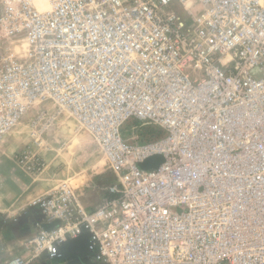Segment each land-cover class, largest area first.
<instances>
[{"label":"built area","instance_id":"built-area-1","mask_svg":"<svg viewBox=\"0 0 264 264\" xmlns=\"http://www.w3.org/2000/svg\"><path fill=\"white\" fill-rule=\"evenodd\" d=\"M46 2L2 3L0 42L27 47L0 49V142L66 112L115 181L91 210L65 181L37 196L31 260L4 264H264V0Z\"/></svg>","mask_w":264,"mask_h":264},{"label":"rangeland","instance_id":"rangeland-1","mask_svg":"<svg viewBox=\"0 0 264 264\" xmlns=\"http://www.w3.org/2000/svg\"><path fill=\"white\" fill-rule=\"evenodd\" d=\"M31 1L39 9L43 4L47 5L46 0ZM3 2L4 0H0V11ZM168 9L182 13V8L175 2ZM26 47L25 40L18 44L0 42L1 50L9 48L21 53ZM36 109L37 106L31 108L0 142V264L16 257L14 254H20L17 256L25 260L30 259L33 254L31 240L36 226L29 224V218L24 216L22 207L28 202L30 209L34 207V195L39 196L60 181L70 184L76 194L80 190L84 193L90 186L101 190L115 181L106 158L93 145L90 134L73 117L64 112L47 132L41 133L30 126ZM130 122L124 124L125 129ZM140 130L143 137H149L148 126L140 127ZM31 132L35 133L34 136H31ZM23 149L41 156L45 161V171L31 174L18 166L15 155ZM40 262L39 264H82L76 259L67 262L62 259ZM31 263L32 261L29 264Z\"/></svg>","mask_w":264,"mask_h":264},{"label":"crops","instance_id":"crops-1","mask_svg":"<svg viewBox=\"0 0 264 264\" xmlns=\"http://www.w3.org/2000/svg\"><path fill=\"white\" fill-rule=\"evenodd\" d=\"M45 171V170H44ZM60 181V180H59ZM114 182V181H113ZM113 182H111V183H113ZM110 183V184H111ZM110 184H108L107 186H106V188L110 185ZM92 187V188H91ZM106 188H102L101 190H99V188L98 189H95V186H90V188L89 189H86V190H84V193L83 192H81V190L80 191H77V196H78V198H79V201H80V203H81V205L86 209V210H91V209H93V208H95V207H97L98 205H99V203H100V201H101V199H102V197H104V196H108L109 195V193L107 192V189ZM83 190V189H82ZM81 193V194H80ZM100 195H102L101 196V198H99L100 197ZM34 198H32L33 200L37 197V195L35 196H33ZM31 199V198H30ZM29 199V200H30ZM31 199V200H32ZM30 200V201H31ZM22 212H23V214H24V216L25 217H27V218H29V224H31V225H33V226H35L34 224H35V221H37V219L40 217V212H39V210H38V208H36V207H32L31 209H30V204H29V202L27 203V204H25V205H23V207H22ZM38 228L36 227L35 228V230H34V236L36 235V233L38 232ZM33 236V237H34ZM17 255H20V254H14L13 256H17ZM40 261H42V260H33L32 261V263L31 264H39V263H41ZM36 262V263H35ZM42 262H44V261H42Z\"/></svg>","mask_w":264,"mask_h":264},{"label":"water","instance_id":"water-1","mask_svg":"<svg viewBox=\"0 0 264 264\" xmlns=\"http://www.w3.org/2000/svg\"><path fill=\"white\" fill-rule=\"evenodd\" d=\"M161 162V158L158 156L154 157V161L149 163V161H146L144 163V166H148L149 164L152 165H157L158 163ZM51 226V225H50ZM49 226H44V228H48ZM82 250V242L80 240H74L69 246L67 245L66 247L63 248V254L65 257H69L71 252L77 253Z\"/></svg>","mask_w":264,"mask_h":264},{"label":"bare ground","instance_id":"bare-ground-1","mask_svg":"<svg viewBox=\"0 0 264 264\" xmlns=\"http://www.w3.org/2000/svg\"><path fill=\"white\" fill-rule=\"evenodd\" d=\"M41 8H43V9H44V8H47V5L43 4V6H42ZM41 8H40V9H41ZM80 204H81V203H80Z\"/></svg>","mask_w":264,"mask_h":264}]
</instances>
